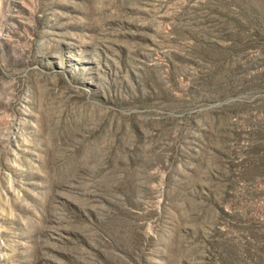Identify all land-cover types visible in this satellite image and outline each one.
Here are the masks:
<instances>
[{
    "label": "rangeland",
    "instance_id": "1",
    "mask_svg": "<svg viewBox=\"0 0 264 264\" xmlns=\"http://www.w3.org/2000/svg\"><path fill=\"white\" fill-rule=\"evenodd\" d=\"M0 264H264V0H0Z\"/></svg>",
    "mask_w": 264,
    "mask_h": 264
}]
</instances>
